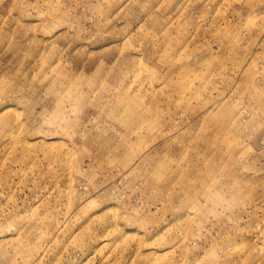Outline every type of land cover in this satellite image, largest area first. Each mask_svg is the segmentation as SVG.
Returning a JSON list of instances; mask_svg holds the SVG:
<instances>
[{"label":"rangeland","instance_id":"374dc122","mask_svg":"<svg viewBox=\"0 0 264 264\" xmlns=\"http://www.w3.org/2000/svg\"><path fill=\"white\" fill-rule=\"evenodd\" d=\"M0 264H264V0H0Z\"/></svg>","mask_w":264,"mask_h":264}]
</instances>
